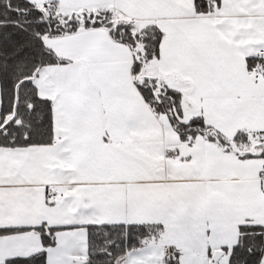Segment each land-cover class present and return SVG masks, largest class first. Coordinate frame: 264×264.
Here are the masks:
<instances>
[{"label":"snow or ice","instance_id":"obj_1","mask_svg":"<svg viewBox=\"0 0 264 264\" xmlns=\"http://www.w3.org/2000/svg\"><path fill=\"white\" fill-rule=\"evenodd\" d=\"M0 264H264V0H0Z\"/></svg>","mask_w":264,"mask_h":264}]
</instances>
